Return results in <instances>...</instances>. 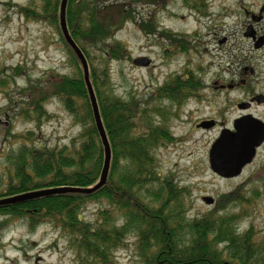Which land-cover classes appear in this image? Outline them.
<instances>
[{"label":"rangeland","instance_id":"374dc122","mask_svg":"<svg viewBox=\"0 0 264 264\" xmlns=\"http://www.w3.org/2000/svg\"><path fill=\"white\" fill-rule=\"evenodd\" d=\"M100 1L105 5H124L134 11L137 20L127 23L115 35L130 57L109 63V88L114 95L124 100L134 96L146 107L168 82L188 73L193 78H199L198 71L201 75L204 89L197 91L198 96L180 107L164 98L159 106L166 116L154 117L158 125L168 127L177 139L176 144L158 149L155 155L162 176L174 175L175 181L189 190V217H200L213 210L223 195L249 182L243 195L251 198V203L233 205L226 212H243L240 231L253 226L258 238L264 240V184L256 176L257 171L264 169V145L238 178L218 176L209 162L211 147L223 130H232L235 120L251 114L264 122V107H255L250 113L237 107L254 93L264 95V48L256 49L252 40L244 37L251 24L264 34V19L254 23L250 16L259 15L264 0H207V16L187 7L182 0H173L166 7L158 5V0ZM41 5V0H0V192L8 185L12 159L23 145L28 149L72 148L81 132L63 103L51 97L53 84H48V79L74 77L78 70L56 27L26 16L27 10L40 11ZM150 25H156L153 34L145 31ZM180 41L188 43V52L173 47ZM103 50L99 46L91 52L97 69L104 67ZM141 57H149L152 65L136 67L133 61ZM245 68L248 73L244 72ZM242 80L247 81V86L241 84ZM215 83L239 84V87L227 92L215 89ZM44 88L50 93L42 103L49 117L41 122L34 113L27 119L21 117V111L31 99L29 94L34 95L32 99L41 100L44 92L37 93ZM207 120L218 126L197 129V124ZM205 198L213 199L214 204H206ZM100 207L102 204L98 202L88 203L84 220L92 222ZM2 222H7V226L0 233V264L94 262L53 224L45 223L33 229L27 220L0 214ZM126 243L127 246L112 254L111 264H144L136 238L130 236Z\"/></svg>","mask_w":264,"mask_h":264},{"label":"trees","instance_id":"16d2710c","mask_svg":"<svg viewBox=\"0 0 264 264\" xmlns=\"http://www.w3.org/2000/svg\"><path fill=\"white\" fill-rule=\"evenodd\" d=\"M61 1L41 0V10H27L26 16L55 26L77 67V76H53L46 82L53 84L51 97L63 103L81 132L72 148L28 149L23 145L12 159L8 185L0 192V200L48 189L91 188L100 179L105 151L81 63L60 29ZM172 1L158 0L157 4L166 7ZM182 1L202 16L208 15L207 0ZM66 18L71 37L88 61L90 80L112 146L108 182L90 195L65 193L35 198L2 206L0 214L27 220L33 229L45 223L55 225L80 252L87 253L92 264H111L110 258L113 263L112 254L127 246L130 236L136 238L144 264H264V240L258 238L253 226L240 231L243 212H226L233 205L251 203V198L243 195L249 182L223 195L213 210L191 218L189 190L181 187L174 175L163 177L159 171L155 152L177 142L168 127L158 125L154 119L166 116L159 102L165 98L182 106L198 96L197 80L191 74L175 78L146 107L134 96L119 98L109 88V63L130 57L115 35L127 23H137L134 11L100 0H69ZM152 26L144 27L145 31L153 34L156 25ZM99 46L104 47L102 69L95 68L91 58L92 50ZM173 47L180 52L190 49L184 41L175 42ZM37 94L41 100L29 94L31 99L20 116L27 119L34 113L41 122L49 117L42 103L50 93L44 88ZM256 176L264 184V169ZM90 202L102 207L92 222H86L83 212ZM6 226L7 222L0 223V233Z\"/></svg>","mask_w":264,"mask_h":264},{"label":"water","instance_id":"95a60500","mask_svg":"<svg viewBox=\"0 0 264 264\" xmlns=\"http://www.w3.org/2000/svg\"><path fill=\"white\" fill-rule=\"evenodd\" d=\"M69 0H62L60 5V29L62 31L63 37L66 43L75 52L77 58L79 59L85 82L88 88L89 97L91 105L93 108L94 118L97 125V129L104 147L105 159L103 164V169L100 175V179L94 187L91 188H57L48 189L44 191H38L33 193H28L22 196L2 199L0 200V207L16 204L24 201H28L35 198L65 194V193H78L90 195L96 191L103 188L109 178L112 162V146L108 137V133L102 121L100 114V109L94 91L92 82L90 80V67L88 61L78 47L76 42L70 35L68 25H67V5ZM264 14V7L260 10L259 16H253L252 21L258 23L262 20V15ZM245 38L251 39L254 42L256 49H261L264 47V37L257 38L254 25H250L244 34ZM152 60L149 57H141L135 59L133 64L140 68H149L151 66ZM262 98H258V103L261 102ZM251 107L250 104H240L238 106L239 110L246 111ZM216 123L214 121L204 122L200 124L198 129H211L215 127ZM264 145V122L260 119L255 118L252 115H245L235 120L232 130H223L213 144L209 152V162L211 170L218 176L225 179H234L242 175L245 168L251 165L257 157L258 150ZM204 202L208 205H213L214 200L211 198H205Z\"/></svg>","mask_w":264,"mask_h":264},{"label":"flooded vegetation","instance_id":"af4514ba","mask_svg":"<svg viewBox=\"0 0 264 264\" xmlns=\"http://www.w3.org/2000/svg\"><path fill=\"white\" fill-rule=\"evenodd\" d=\"M262 7H264V6H262ZM261 7V8H262ZM259 12H260V10H259ZM249 14V13H248ZM250 16H251V20H252V18H253V16H254V14H250ZM262 19H264V14L262 15ZM262 21V20H261ZM250 25H248L247 26V28L246 29H248V27H249ZM256 31V30H255ZM256 36H257V38L259 39V38H262V37H264V34H261V32L260 31H256ZM226 42V41H225ZM264 48V47H263ZM244 72L245 73H248V68H245L244 69ZM250 72L251 73H254V70L253 69H251L250 70ZM190 73H188L187 75H189ZM197 75L199 76V78H200V74H199V71H198V73H197ZM199 78H197V77H195V79L197 80V82H198V86H197V90L196 91H201V90H203L204 89V87L202 86V82L200 81V79ZM241 84H243V86H247V81L246 80H242L241 81ZM236 87H239V84H225V85H216V83L214 84V88L215 89H220V90H223V91H230V90H233V89H236ZM262 98V100H261V104L260 103H258V101H257V99L258 98ZM242 103H246V104H250L251 105V107L249 108V110L248 111H246V112H248V113H250V112H252L253 111V109L255 108V107H258V106H262V107H264V95L263 94H258V93H254V94H252L249 98H248V100L247 101H244V102H242ZM241 104V103H240ZM240 104H237V107L240 105ZM203 122H208V120L207 121H201L200 123H203ZM199 123V124H200ZM216 123V122H215ZM199 124H197V125H199ZM218 125H216L215 127H217ZM199 130H201V129H199Z\"/></svg>","mask_w":264,"mask_h":264}]
</instances>
